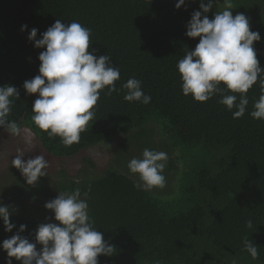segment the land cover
Returning a JSON list of instances; mask_svg holds the SVG:
<instances>
[{"label": "trees", "instance_id": "trees-1", "mask_svg": "<svg viewBox=\"0 0 264 264\" xmlns=\"http://www.w3.org/2000/svg\"><path fill=\"white\" fill-rule=\"evenodd\" d=\"M177 2L0 0V86L12 85L19 91L9 120L20 129L30 127L42 149L60 159L118 138L102 171L80 178L59 176L52 186L47 174L36 185L25 186L20 195L11 190L7 199L17 205L19 198L49 202L59 192L76 188L88 192L93 226L116 247L112 256H98V264H233L234 260L264 264V121L250 115L260 88L257 84L248 91L247 111L238 119L218 102L219 95L203 103L183 95L177 63L199 43V37L186 35V25L201 10V1L185 0L179 9ZM232 4V14H244L250 30L260 34L253 46L264 69V0H232ZM206 15L213 19L215 14ZM58 19L91 29L89 50L109 55L120 69L118 89L135 77L152 98L148 105L130 103L124 100L126 90L108 96L105 89L88 130L81 133L79 143L68 147L59 136L49 138L34 124L32 107L38 93L29 95L23 87L39 75L38 57L46 50L28 40L30 30L36 28L41 39ZM22 25L27 29L21 31ZM146 148L168 155L163 189L134 187L136 178L127 165L132 158H142ZM89 163L96 167L92 159ZM248 220L251 229L246 227ZM10 222L15 228L6 232L0 219V245L21 224L26 229L20 234L32 243L40 224H59L44 205L30 204L12 213ZM245 237L258 247L255 260L243 250ZM36 247L39 251L42 246Z\"/></svg>", "mask_w": 264, "mask_h": 264}, {"label": "clouds", "instance_id": "clouds-1", "mask_svg": "<svg viewBox=\"0 0 264 264\" xmlns=\"http://www.w3.org/2000/svg\"><path fill=\"white\" fill-rule=\"evenodd\" d=\"M224 10L218 11L213 19L206 15L219 0H201L200 9L195 11L186 25V35L199 37V43L177 63L182 81V93L191 95L197 102H206L219 95L220 104L232 112L233 119L242 118L249 99L248 91L259 85L260 96L250 112L252 118L264 121V69L261 68L254 49V41L261 39L258 32L250 30L244 14L233 16L232 0H223ZM185 0H178L179 9ZM27 25L21 26V31ZM36 28H32L28 40L36 48H45L39 54V75L23 84L27 94H37L32 107V121L46 132L49 138L59 136L68 147L79 143L81 133L88 130L89 122L95 118V107L101 92L111 96L126 90L124 100L148 105L151 96L142 90V82L131 77L121 88L116 87L120 69L113 66L109 55L95 54L91 47V29L73 21L65 24L56 20L37 39ZM238 94V95H237ZM19 99V91L12 85L0 86V129L18 135L19 125L9 120L13 103ZM25 153L19 151L11 160L27 185L34 186L41 177L47 176L48 161L43 155L24 160ZM168 155L163 151L144 149L142 158H132L127 167L136 179L134 187L141 191H153L166 187L164 170ZM88 192L79 188L59 195L45 203V208L54 213L57 223H44L35 233L36 243L22 236L26 225L21 224L18 232L5 239L0 245L6 251V264L12 259L20 264H98V256H112L115 246L104 240L89 216ZM12 211H15L13 209ZM9 206L0 204V219L6 232L15 225L10 222ZM251 229V220L246 222ZM42 247L38 251L36 245ZM243 250L255 260L258 247L247 237ZM236 264V261H233Z\"/></svg>", "mask_w": 264, "mask_h": 264}, {"label": "rangeland", "instance_id": "rangeland-1", "mask_svg": "<svg viewBox=\"0 0 264 264\" xmlns=\"http://www.w3.org/2000/svg\"><path fill=\"white\" fill-rule=\"evenodd\" d=\"M204 2L207 3V0H204ZM224 7L223 0H219L218 4H213L210 12L216 14L218 11H223ZM120 136L122 137V135ZM114 137L105 140L101 144L99 143V145L88 149L85 153L74 158L60 159L53 157L50 153L42 149L37 135L28 126L20 129L18 135H12L8 132L1 131L0 204L9 206L11 213H18L27 204H30L31 207H36L39 205L43 206L47 202V199L33 202L35 200L33 197L19 198L17 205L8 202L7 196H10L11 190L12 193L17 196L22 193L25 186L29 187L20 171L11 165V160L15 158V155L19 151L25 153V161L33 158L35 155H43L45 157L49 164V167L46 169L47 174L50 175L48 180L51 183L50 186H52L59 176L80 178L84 175L92 174L95 171H102L111 161L114 140H118V138ZM135 151L138 152V150ZM90 159L96 164L95 168L90 166ZM50 189L52 193L55 192L52 188ZM1 198H6V201L1 200ZM13 209H15V211H12ZM7 259L6 251L0 248V264H6ZM19 262L12 258V264H19Z\"/></svg>", "mask_w": 264, "mask_h": 264}]
</instances>
